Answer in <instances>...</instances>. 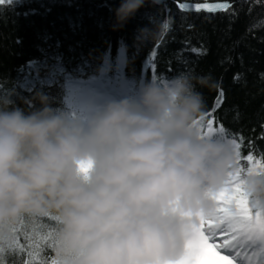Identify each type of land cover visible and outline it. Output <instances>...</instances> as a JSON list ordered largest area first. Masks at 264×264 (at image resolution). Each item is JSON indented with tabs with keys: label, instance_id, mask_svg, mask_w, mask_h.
Returning <instances> with one entry per match:
<instances>
[{
	"label": "trees",
	"instance_id": "obj_1",
	"mask_svg": "<svg viewBox=\"0 0 264 264\" xmlns=\"http://www.w3.org/2000/svg\"><path fill=\"white\" fill-rule=\"evenodd\" d=\"M231 1L0 0V264H94V244L150 223L61 149L74 85L167 101L187 152L232 146L235 210L264 221V0Z\"/></svg>",
	"mask_w": 264,
	"mask_h": 264
},
{
	"label": "rangeland",
	"instance_id": "obj_2",
	"mask_svg": "<svg viewBox=\"0 0 264 264\" xmlns=\"http://www.w3.org/2000/svg\"><path fill=\"white\" fill-rule=\"evenodd\" d=\"M94 90L72 86L61 149L76 167L98 173L105 199L138 209L150 223L94 244L90 261L261 264L243 248L255 235L264 241V221L235 210L232 190L246 175L234 148L209 140L187 152L166 123L167 101H142L126 87L109 99Z\"/></svg>",
	"mask_w": 264,
	"mask_h": 264
},
{
	"label": "water",
	"instance_id": "obj_3",
	"mask_svg": "<svg viewBox=\"0 0 264 264\" xmlns=\"http://www.w3.org/2000/svg\"><path fill=\"white\" fill-rule=\"evenodd\" d=\"M156 4H162L167 1L176 2L180 9L188 12H218L227 8L231 0H206V1H189V0H151Z\"/></svg>",
	"mask_w": 264,
	"mask_h": 264
},
{
	"label": "bare ground",
	"instance_id": "obj_4",
	"mask_svg": "<svg viewBox=\"0 0 264 264\" xmlns=\"http://www.w3.org/2000/svg\"><path fill=\"white\" fill-rule=\"evenodd\" d=\"M244 246L251 250H255L259 258L258 261H261V264H264V241L258 239L257 235H255L253 239H247L246 243L243 245V248Z\"/></svg>",
	"mask_w": 264,
	"mask_h": 264
}]
</instances>
